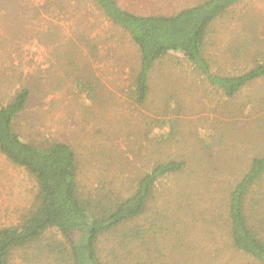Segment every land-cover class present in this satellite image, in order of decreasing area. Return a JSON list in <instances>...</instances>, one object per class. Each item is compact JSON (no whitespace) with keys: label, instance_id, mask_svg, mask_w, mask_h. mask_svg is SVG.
<instances>
[{"label":"rangeland","instance_id":"374dc122","mask_svg":"<svg viewBox=\"0 0 264 264\" xmlns=\"http://www.w3.org/2000/svg\"><path fill=\"white\" fill-rule=\"evenodd\" d=\"M116 1L136 14L169 15L203 0ZM235 11L213 24L207 41L216 75L237 76L264 61V0ZM139 67L129 36L90 0H0V106L29 91L14 123L24 141L68 144L81 184L123 196L156 164L182 165L155 182L144 215L120 228H145L143 244L104 235L100 257L107 264H256L231 247L226 231L231 191L251 159L264 155V76L227 97L181 53H170L152 67L138 104L130 89ZM163 118L174 120L175 131L156 143L149 130ZM33 189L0 154V226L16 222Z\"/></svg>","mask_w":264,"mask_h":264},{"label":"trees","instance_id":"16d2710c","mask_svg":"<svg viewBox=\"0 0 264 264\" xmlns=\"http://www.w3.org/2000/svg\"><path fill=\"white\" fill-rule=\"evenodd\" d=\"M90 1L137 48L140 67L130 89L135 103L145 101L152 67L170 53H181L227 97L264 76V61L230 77L213 74L205 58L213 24L236 14L247 0H203L169 15L136 14L120 7L116 0ZM28 99L29 91L22 89L0 106V154L22 168L34 185L31 200L16 222L0 226V264H107L98 252L104 235H112L118 244L142 245L145 228H120L144 215L155 182L182 169L181 163L156 164L127 196L83 185L72 147L63 142L45 146L27 142L14 129ZM164 127L169 130L165 132ZM149 131L154 142L162 143L173 136L175 122L171 118L155 120ZM228 207L229 244L256 264H264V155L251 159L231 191ZM152 233L155 231L146 234L147 239L153 238Z\"/></svg>","mask_w":264,"mask_h":264}]
</instances>
